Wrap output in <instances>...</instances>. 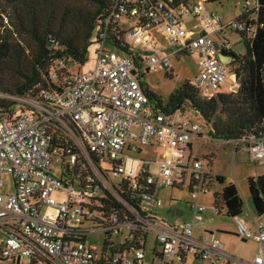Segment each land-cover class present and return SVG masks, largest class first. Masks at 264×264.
<instances>
[{
  "label": "built area",
  "instance_id": "obj_1",
  "mask_svg": "<svg viewBox=\"0 0 264 264\" xmlns=\"http://www.w3.org/2000/svg\"><path fill=\"white\" fill-rule=\"evenodd\" d=\"M206 2L114 0L96 34L92 69L73 73L78 64L63 58L53 63L47 87L0 94L13 105L0 117V261L188 264L194 257L264 264L263 221L252 230L233 216L236 236L258 245L252 259L229 253L218 233L199 232L208 209L213 217L227 212L222 192L211 207L200 201L218 176L201 159L185 161L180 154L203 139L205 120L193 109L162 113L140 81L143 67L171 70L172 57L195 55L199 75L190 84L201 99L239 90L226 33L255 37L259 1L245 0L242 17L229 22L207 12ZM186 18L200 31L187 28ZM237 142L254 163H264V134ZM185 187L193 220L160 219L153 209L165 204L161 192Z\"/></svg>",
  "mask_w": 264,
  "mask_h": 264
},
{
  "label": "trees",
  "instance_id": "obj_2",
  "mask_svg": "<svg viewBox=\"0 0 264 264\" xmlns=\"http://www.w3.org/2000/svg\"><path fill=\"white\" fill-rule=\"evenodd\" d=\"M114 0H86L93 10L64 6L63 0H0V61L16 59L19 52L14 48V34L26 36L34 43L27 73L23 84L15 94H25L35 87H47L48 77L54 62L69 58L78 65L88 62V50L96 45V34L101 21L108 15ZM258 30L255 37L241 35L247 52L232 54L234 61L230 71L240 80L236 93L222 91L217 98L201 99L188 82L167 99L148 92L149 99L164 114L193 109L213 128L212 138L231 141L245 134L260 137L264 134V0H258ZM239 16L238 18H241ZM0 87V94H5ZM11 95V94H5ZM12 104L0 98V117L10 113ZM224 116V117H222ZM218 182L224 184L222 176ZM249 194L258 216L264 215V176L248 179ZM234 184L224 187L220 193L227 207L228 216H240L244 203Z\"/></svg>",
  "mask_w": 264,
  "mask_h": 264
},
{
  "label": "rangeland",
  "instance_id": "obj_3",
  "mask_svg": "<svg viewBox=\"0 0 264 264\" xmlns=\"http://www.w3.org/2000/svg\"><path fill=\"white\" fill-rule=\"evenodd\" d=\"M204 3V9L210 13H216L223 18V21L229 22L237 17V12H244L243 5L245 0H207ZM64 6L76 7L86 12L93 10L86 0H63ZM184 23L187 28L191 29L195 27L200 31L201 25L193 20V18H186ZM226 39L232 44L235 55H245L247 49L244 42L240 38V35L235 33H226ZM162 43L164 39L161 37ZM15 49L19 52L21 59H16L18 64L13 65L14 59L0 61V87L5 94L13 95L16 88L23 84L22 77L27 73L32 50H34V43L30 38L26 36L19 37L14 34ZM166 46V44H165ZM97 44L89 48L88 50V62L82 65H75L71 68L73 73L88 72L94 67L97 61ZM199 58L195 55L185 56L184 58L172 57L171 58V70H166L163 66L158 65L149 71L147 67L142 68L143 76H141V83L144 87L155 95L162 99L164 105L167 103L168 97L173 94L177 89L179 90L184 83L195 82L199 75ZM171 71V74H169ZM170 75V76H169ZM227 89V86L224 87ZM224 117V116H222ZM195 122H199L197 118H194ZM205 126L203 130V139H197L191 145L192 151L189 148L181 151V156L185 161L190 159H201L204 166L212 172L214 176H222L225 179L224 184L215 182L212 185V191L206 196H202L201 202L206 204L207 207H211L215 201V193L223 192L224 187L229 184H234L239 191V196L244 203V209L239 216L244 222L254 225V221H263L264 215L258 216L255 212L252 199L250 197L248 179L258 178L264 176V163H254L245 145L239 144L236 140L224 141L223 139L212 138L208 125L205 121H201ZM212 132V131H211ZM163 154H161L162 156ZM5 180L11 181V177L5 176ZM189 189L185 187L184 190L167 189L162 191L160 197L165 201L164 206L155 207L153 210L155 214L162 220L169 223H178L185 221H192L193 214L189 210ZM173 210H180V216L175 215ZM192 215V217H191ZM205 223L202 224L200 230L205 229L212 230L218 233L220 237H224L225 241H231L227 243L228 252L235 255L240 259H248L256 255L257 246L252 241L247 243L242 242L240 238L236 236V226L233 217L228 216L227 212L213 217L208 212L205 214ZM213 220V222H210ZM204 232V230H203ZM225 232L228 234H222ZM199 233V232H198ZM232 234V235H231ZM3 241V236L0 234V244ZM226 243V242H225ZM102 246L98 249L101 251ZM23 264H27L26 261H22ZM0 264H15L12 261H0ZM188 264H209L204 260L195 259L190 257Z\"/></svg>",
  "mask_w": 264,
  "mask_h": 264
},
{
  "label": "crops",
  "instance_id": "obj_4",
  "mask_svg": "<svg viewBox=\"0 0 264 264\" xmlns=\"http://www.w3.org/2000/svg\"><path fill=\"white\" fill-rule=\"evenodd\" d=\"M242 14H244V12H241V11H238L237 12V17L236 18H238L239 16H241ZM161 39V38H160ZM159 39V43H162V40H160ZM164 44H166V42H164ZM234 52H235V50H234ZM192 148V147H191ZM184 190V189H183ZM200 201H201V199H200ZM173 212H174V214L175 215H178V216H180V214H181V211L180 210H173ZM191 217H192V215H191ZM210 222H213V220H211ZM178 223H180V222H178ZM246 223V222H245ZM174 224H176V223H174ZM247 225V227L248 228H250V229H252V230H254V225H255V221H254V225H252L251 223H246ZM204 229V232L205 233H209V232H213L212 230H208V229H205V225H204V227H203ZM203 230H200L199 229V232H203ZM222 234H228V233H225V232H221ZM232 235V234H231ZM219 237H220V235H219ZM224 237H228V236H222V237H220V241L223 243V245H224V247H225V249L226 250H228V248H227V243L228 242H230L231 243V241H223L225 238ZM249 242V241H248ZM253 242V241H252ZM244 243H247V242H244ZM253 243H255V245L258 247V245H257V243L256 242H253ZM251 257H249L248 259H250ZM252 259V258H251Z\"/></svg>",
  "mask_w": 264,
  "mask_h": 264
},
{
  "label": "water",
  "instance_id": "obj_5",
  "mask_svg": "<svg viewBox=\"0 0 264 264\" xmlns=\"http://www.w3.org/2000/svg\"><path fill=\"white\" fill-rule=\"evenodd\" d=\"M220 58H221V60H222L223 62H225L226 64L230 63V59H226V57H225L224 55H221ZM134 74H135V72H134ZM243 242H245V241H243Z\"/></svg>",
  "mask_w": 264,
  "mask_h": 264
}]
</instances>
